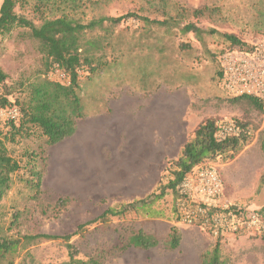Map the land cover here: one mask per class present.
Listing matches in <instances>:
<instances>
[{"label":"rangeland","instance_id":"rangeland-1","mask_svg":"<svg viewBox=\"0 0 264 264\" xmlns=\"http://www.w3.org/2000/svg\"><path fill=\"white\" fill-rule=\"evenodd\" d=\"M162 1L167 2L168 7H159ZM176 3L187 9V15L176 16L177 10L173 7ZM164 9H168L176 21L170 20L165 27H158L141 19L146 16L162 20L166 17ZM195 9H202V14L192 15ZM16 10L37 23L29 9L17 7ZM84 11L85 20L99 15L118 17L136 13V17L123 18L113 28L112 47L106 51V58L108 61L117 59L118 64L111 62L110 68L94 77L91 83L85 84L86 77L80 80L85 109L96 106L102 99L131 98L133 90L144 87L149 91L156 85L155 96L166 97L173 105L174 144L184 137L189 138L194 127L207 118L219 123L231 119L247 121L252 136L236 156L228 161L217 159L206 166L215 168L219 174L222 203L264 209V153L259 143L264 131V112L246 103L230 102L217 73L220 57L228 44L222 36L224 33L233 34L250 46L264 43V0H112L107 5ZM187 22L194 23L201 32L197 35L183 33L181 27ZM19 31L0 40V72L5 75L4 85L10 88V93H4L14 102L16 97L23 96L19 84L34 80L43 69L34 43L22 38ZM145 98L142 93V101ZM8 129L9 126H2L1 137ZM43 144L41 140L24 139L7 146L13 157L24 161L26 150L42 147L45 155L47 146ZM25 176L27 171L23 168L13 175L12 186L3 199L8 209L16 206L24 209L17 227L21 232L68 234L77 224L92 220L106 207L115 205L88 198L58 208L55 207L57 200L43 191L39 199L30 200L22 179ZM172 205V195L167 193L152 205L159 211L158 217L128 211L121 219L113 217L105 224L88 225L84 236L70 239L77 249V257L101 254L102 264H201V253L211 248L215 237L177 220ZM173 226L179 232L180 241L175 249H169L164 240ZM139 228L155 235L158 245L149 249L128 247L115 252L126 242L130 231ZM220 246L229 264H264V236L226 234ZM29 251L38 264H58L67 259V249L61 240L39 242Z\"/></svg>","mask_w":264,"mask_h":264},{"label":"trees","instance_id":"trees-1","mask_svg":"<svg viewBox=\"0 0 264 264\" xmlns=\"http://www.w3.org/2000/svg\"><path fill=\"white\" fill-rule=\"evenodd\" d=\"M110 1L112 0L1 1L0 40L14 31L21 30L18 34L34 43L37 53L41 56L43 69L39 70L34 80L19 84L23 89V96L15 99L19 109L18 119L8 123V131L0 138V264H38L29 248L39 242L51 240H61L67 249V259L58 264H102L101 254L86 258L77 257V249L70 239L74 236H84L87 226L92 223L105 224L113 217L121 219L128 211L135 215L158 217L160 213L152 205L167 193L172 195L173 211L176 214L174 201L180 195L181 183L191 171L197 166H206L207 163L217 159L232 160L251 139L252 128L247 121L231 119L222 122V124L231 123L237 128L235 132L222 134L221 123L214 118H207L194 127L178 155L166 162L158 185L147 196L134 202L108 206L94 219L77 224L75 230L68 234L28 233L18 230L24 209L20 206L8 209L3 205V199L12 186L13 175L22 168L27 171V176L22 177L29 190L27 197L30 200L39 199L42 194L41 180L46 156L45 151H42L43 148L39 147L37 150L24 151V161H21V158L17 159L9 153L7 144L34 139L43 141V145L47 146L74 132L76 120L86 113L80 96L82 90L80 80L86 77L85 84L91 83L94 77L110 68L111 62L118 64L117 59L108 61L106 58V51L112 47L110 38L113 28L123 18L136 17V13H127L118 17L99 15L88 20L83 19L85 9L104 6ZM17 7L29 9L37 18V23L33 18L18 13ZM159 7H168L167 2L162 1ZM173 7L177 10L176 16L187 15V9L183 8L184 6L176 3ZM163 12V16L166 17L162 20L150 19L146 16H142L141 19L146 24H154L158 27H165L170 20L176 21V17L169 13L168 9H164ZM201 14L202 9L192 11L194 16ZM181 31L193 32L196 35L201 32L191 22L185 23ZM222 36L228 43L226 50L233 47L241 50L250 48V45L233 34L224 33ZM54 68L60 69L68 76V84L48 76ZM217 73H220V65H218ZM4 79L5 75L0 72L3 93H10V88L3 83ZM228 99L232 103H246L264 112L262 99L245 95ZM5 102L6 99H2V103ZM259 143L264 153V131L259 137ZM67 204V199H59L55 207L60 208L59 206ZM259 212L264 215V209H260ZM176 218L179 220L177 214ZM221 239V236L216 237L211 248L201 253V264H229V258L221 251ZM179 241V232L173 226L164 244L169 249H175ZM158 242L155 235L139 228L136 231L131 230L126 242L117 247L115 252H121L128 247L149 249L158 245Z\"/></svg>","mask_w":264,"mask_h":264},{"label":"crops","instance_id":"crops-1","mask_svg":"<svg viewBox=\"0 0 264 264\" xmlns=\"http://www.w3.org/2000/svg\"><path fill=\"white\" fill-rule=\"evenodd\" d=\"M156 87L86 110L70 136L47 145L41 190L68 203L92 198L110 205L150 194L188 139L174 144L173 105L155 96Z\"/></svg>","mask_w":264,"mask_h":264},{"label":"built area","instance_id":"built-area-1","mask_svg":"<svg viewBox=\"0 0 264 264\" xmlns=\"http://www.w3.org/2000/svg\"><path fill=\"white\" fill-rule=\"evenodd\" d=\"M219 81L228 97L252 96L264 100V43L249 49L226 50L220 57ZM54 73L60 82L69 83L68 76L58 68ZM53 75V74H52ZM2 99H6L2 103ZM19 109L3 93L0 82V138L2 126L16 121ZM221 133L235 132L231 123L220 124ZM222 182L211 166H197L180 186V195L174 201L176 214L182 223L196 226L213 237L226 234L264 236V215L251 207L222 203Z\"/></svg>","mask_w":264,"mask_h":264}]
</instances>
